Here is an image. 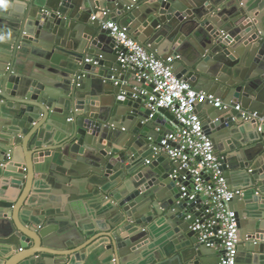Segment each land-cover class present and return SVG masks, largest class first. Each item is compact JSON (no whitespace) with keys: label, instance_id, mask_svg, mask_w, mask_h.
<instances>
[{"label":"water","instance_id":"1","mask_svg":"<svg viewBox=\"0 0 264 264\" xmlns=\"http://www.w3.org/2000/svg\"><path fill=\"white\" fill-rule=\"evenodd\" d=\"M95 9L228 105L196 110L242 191L235 264H264V122L233 108L264 117V0H0V264L221 263L155 154L175 119L134 97L151 87L122 72Z\"/></svg>","mask_w":264,"mask_h":264},{"label":"built area","instance_id":"2","mask_svg":"<svg viewBox=\"0 0 264 264\" xmlns=\"http://www.w3.org/2000/svg\"><path fill=\"white\" fill-rule=\"evenodd\" d=\"M107 15V10L102 9L93 17L99 18L102 28L109 31L122 72L134 71L137 81L143 80L145 87H151L150 90L136 89L134 97H145L150 116L161 108L175 119L172 123L176 124L175 128L162 137L154 150L156 155L165 153L171 162L178 164L174 172H178L180 178V198L199 204L194 208L198 214L190 229L196 233L199 243L221 250L220 264H235L240 238L237 218L229 203L242 191L232 189L227 183L222 170L224 157L215 152L196 110L197 104H212L218 108H227L228 105L212 94L196 90L186 79L177 76L173 63L179 55L160 57L137 41L127 26L105 19ZM233 108L244 122H264L263 116L242 108L240 104Z\"/></svg>","mask_w":264,"mask_h":264},{"label":"crops","instance_id":"3","mask_svg":"<svg viewBox=\"0 0 264 264\" xmlns=\"http://www.w3.org/2000/svg\"><path fill=\"white\" fill-rule=\"evenodd\" d=\"M96 13L97 12H99L100 11V9H95L94 10ZM159 47H162V44H160L159 45ZM160 51H162L161 50V48H160ZM167 51V50H166ZM155 53H156V51H155ZM117 73V72H116ZM116 73H114V75L116 74ZM121 73H119V75H120ZM101 81V80H100ZM100 81H98V82H100ZM114 84H115V81H114ZM148 90H149V88H147ZM243 123H247V122H243ZM175 126H176V124H172V127H174L175 128ZM220 143L223 145L222 147H221V152L227 147V141L224 139H221L220 140ZM214 149H215V152L218 154V155H220V156H224L225 157V154L224 153H221L220 151H218V149L214 146ZM239 185H241V184H236V186H233L234 188H240L239 187ZM253 254H255V253H253Z\"/></svg>","mask_w":264,"mask_h":264}]
</instances>
